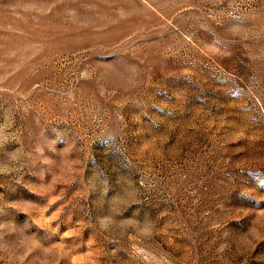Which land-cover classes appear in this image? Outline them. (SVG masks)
<instances>
[{
	"label": "rangeland",
	"instance_id": "1",
	"mask_svg": "<svg viewBox=\"0 0 264 264\" xmlns=\"http://www.w3.org/2000/svg\"><path fill=\"white\" fill-rule=\"evenodd\" d=\"M0 264H264V0H0Z\"/></svg>",
	"mask_w": 264,
	"mask_h": 264
}]
</instances>
